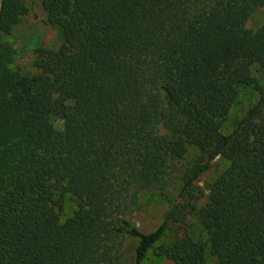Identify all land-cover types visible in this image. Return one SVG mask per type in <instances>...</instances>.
<instances>
[{"label":"trees","instance_id":"trees-1","mask_svg":"<svg viewBox=\"0 0 264 264\" xmlns=\"http://www.w3.org/2000/svg\"><path fill=\"white\" fill-rule=\"evenodd\" d=\"M25 1H0V34L27 14ZM41 6L60 48L37 49L36 73L17 76L0 54V264H122L128 239L142 264L187 210L218 264H264V0ZM240 88L258 99L225 135ZM189 147L198 156L178 194L188 203L140 231L130 219L139 197L167 191ZM216 158L229 166L196 209L194 183ZM67 194L77 209L62 223ZM156 250L175 264H207L190 236Z\"/></svg>","mask_w":264,"mask_h":264},{"label":"rangeland","instance_id":"rangeland-1","mask_svg":"<svg viewBox=\"0 0 264 264\" xmlns=\"http://www.w3.org/2000/svg\"><path fill=\"white\" fill-rule=\"evenodd\" d=\"M25 5L27 14L21 18L12 33L10 35L0 34V54L14 76L36 73L33 68V61L35 60L37 49L56 51L63 44L61 30L46 24V14L42 9L41 0H26ZM253 76L260 80L262 78L261 73L256 68L253 70ZM257 99V95L252 90L240 88L239 98L223 122L221 132L225 135L230 134L236 123L244 117L247 109L255 104ZM53 125L57 130L63 128V123L57 119H53ZM197 156L198 150L189 147L183 159L176 162L177 172L173 174L172 184L168 190L164 193L150 191L139 197V208L134 211L130 219L140 231L147 233L155 230L164 221L172 207V203L184 202L178 198L182 186L181 178ZM228 166L229 162L227 160L216 158L211 163L210 168L200 175L194 183L195 191L201 198L197 201L191 200L189 204L195 205L196 209L202 206L206 202L208 185L221 175ZM184 203L186 205L188 202ZM76 209V200L71 195H65L63 197V210L60 214V221L63 223L72 217ZM183 236H190L202 244L207 264H218L211 255L209 238L199 225L194 210H187L182 221L168 223L163 237L148 252L142 264H175L164 257L156 256V249L159 246H171ZM136 244L137 240L135 239H128L125 242L126 257L122 264H134L133 248Z\"/></svg>","mask_w":264,"mask_h":264}]
</instances>
